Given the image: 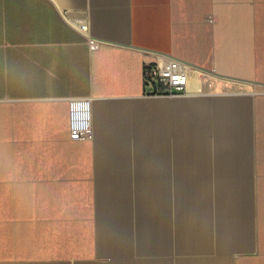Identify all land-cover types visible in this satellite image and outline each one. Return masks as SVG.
<instances>
[{
  "label": "crops",
  "instance_id": "obj_1",
  "mask_svg": "<svg viewBox=\"0 0 264 264\" xmlns=\"http://www.w3.org/2000/svg\"><path fill=\"white\" fill-rule=\"evenodd\" d=\"M166 56L195 66L200 79L206 74L204 70L224 76L226 93L243 99L237 100L240 107L232 115L249 120L248 145L241 146L249 152L162 156L173 162L172 170L169 168L162 178L167 180L169 202L173 193L177 212L176 250L197 254L206 242L210 247L208 215L213 193L217 255L223 259L222 264H264V0H0V264H9L11 256L25 253L27 176L46 178L39 185L49 188L55 177H92V192L100 191L98 183L107 176L119 175L134 185L136 175L97 171L94 160L153 157L98 155L93 152V143L102 140L107 126L117 129L133 118L150 125L166 120L168 126L171 121L176 127L174 119L179 116L175 104L181 101L206 106L205 125L213 130L212 96L201 94L187 99L186 91L182 95L185 99L174 96L169 101L164 96L147 95L152 89L145 84L144 65ZM222 56L224 72L215 67ZM147 101H162L169 108L154 114L138 113L134 106ZM74 102H87L91 131L87 140L73 141L69 137ZM116 112L122 113L120 120L114 116ZM169 141L172 149L175 137ZM27 145L34 146L30 166ZM184 159L206 163L203 170L191 173L182 169ZM85 183L90 185V181ZM135 186L130 189L135 190ZM184 192L209 193L208 215L200 220L189 216L183 220L187 217L184 200L176 194ZM250 201L255 206L254 216L250 215ZM168 213L169 209L163 220L154 223L162 234L151 235L150 250H136L137 228L133 232L115 225L130 231L131 250L104 253L112 257L108 263L67 261L168 264L157 259L169 251ZM11 223L17 232L13 249ZM94 238L92 232L93 248ZM200 239L204 246L198 243ZM123 252L135 255L123 256ZM101 253L94 249L93 255L99 257ZM170 264L217 263L178 259Z\"/></svg>",
  "mask_w": 264,
  "mask_h": 264
},
{
  "label": "bare ground",
  "instance_id": "obj_2",
  "mask_svg": "<svg viewBox=\"0 0 264 264\" xmlns=\"http://www.w3.org/2000/svg\"><path fill=\"white\" fill-rule=\"evenodd\" d=\"M190 66L192 67V71L187 86L189 94L187 99L201 97V80L199 77V71L194 68L195 66ZM204 72L208 75L224 77L213 70H204ZM210 98L214 100L213 107L215 108V123L212 131L205 125L207 121L206 106L195 107L189 105L186 101H181L180 103L178 102L175 104V113L177 114V117H179L174 119V123L176 124V136L172 149L170 148L171 144L169 141L166 120H162L154 125L139 124L133 127L120 126L121 130L125 131L132 137V141L129 142L128 145L107 142V140L104 139L106 135L105 130L103 131L104 135L102 136V140L93 143V152L98 155L125 153L136 154L138 156H153V158L138 157L132 160H118V158L114 159V157L113 159L97 158L94 160V167L97 171L120 172L121 175H124L125 177L129 174H134L136 175L137 183L134 184L136 185V189L133 193V200H130V198L127 197L128 191L126 188L130 185V182H126V179H121L119 175L104 177V180L98 183V186L101 187V189L100 191L95 190L94 193L101 192L103 196L96 206V217L100 224V242H96V247L92 249L93 252L94 249L96 251L99 249V251L103 253H115L118 250H131L133 241L131 240L130 231L128 229H120L116 227L115 223L118 221L129 222L132 218V208L134 204V209L141 217V220H138L137 222L138 227L135 236L136 250H150L151 235L162 234V230L154 226V223L160 222L167 216L169 209V195L165 188L168 184L167 180L163 179L162 176L166 175L168 172L170 162L169 159L163 158L162 156H167L169 154L176 155V153L179 152H198L200 154L211 152L218 154L241 153L243 151L249 152V150H241V146L248 145V117L243 115H240V117L233 116L231 113L232 111L239 110L238 108L240 107L241 102L230 99L229 96H212ZM219 98L222 100H219ZM134 108L140 114H154L157 112H166L169 105L162 101H149L136 104ZM120 115H122L121 112H116L114 114L119 120L121 119ZM117 122L121 123L118 120ZM237 148L240 150H237ZM205 163V161L195 162L184 159L182 162V169L191 173L199 172L204 169L203 166ZM152 176L155 177V179L149 180ZM185 184H189L190 186L197 185L195 182H186ZM108 195H113V197ZM176 197L183 198L185 205L184 214L191 219L200 220L204 215H208L209 193L184 192L180 194L177 193ZM224 209L226 208L221 210L224 211ZM199 232L201 233V231ZM24 233L25 253H21L16 256V258L27 260L38 254L35 252L33 246H26V223L24 225ZM200 240L201 241L198 243L200 246H204V240ZM77 253L79 254L80 252ZM82 254H85V252L82 251ZM9 264L52 263L19 260ZM53 264L69 263L67 260H60L53 262Z\"/></svg>",
  "mask_w": 264,
  "mask_h": 264
},
{
  "label": "rangeland",
  "instance_id": "obj_3",
  "mask_svg": "<svg viewBox=\"0 0 264 264\" xmlns=\"http://www.w3.org/2000/svg\"><path fill=\"white\" fill-rule=\"evenodd\" d=\"M224 52V50H222ZM217 69L224 72V57H219ZM210 69V68H208ZM201 79L204 80V87L201 89V94L204 96H229L230 99L243 100L241 96H230L226 93L224 78L212 76L208 74H201ZM200 79V80H201ZM169 101L174 100V97H165ZM179 98H184L181 96ZM252 99V98H251ZM249 99V101L251 100ZM164 100V99H163ZM164 100V101H168ZM219 100H222L219 98ZM148 102V101H147ZM251 103V101H250ZM264 116V114H262ZM143 120L133 118L131 121H125L122 125H119L117 129L113 128V125L106 127L105 139L107 142H118L121 144L128 145L132 141V137L129 136L125 131L121 130L120 126H135L140 123L144 124ZM150 123V122H149ZM146 124V123H145ZM168 136L170 139L175 137L176 127L171 126V121L167 126ZM263 147V146H262ZM261 147V148H262ZM264 149V147H263ZM34 146L27 145V165H32L30 158L34 156ZM182 154H200L198 152L192 153H176V155ZM153 157V156H152ZM170 169L172 170L173 162L170 161ZM134 178V177H132ZM46 178H39L33 176L26 177V191H25V220L27 225L26 233V246H33L35 252L38 254L35 257L25 259H17L14 256L10 257L11 262L17 261H42L46 263H52L60 260L70 259H87L96 263H108L110 258L109 254L101 253L99 257L93 255V241L92 232L94 233V243L98 241L100 236V224L96 217L97 205L99 199L102 197L101 192L94 193V187L92 185L93 178H67V177H55L53 178V187L40 186V182ZM135 180V178H134ZM85 181H90V185L86 184ZM134 185L128 186L127 197L133 200L134 190L130 188ZM96 190V189H95ZM112 196L113 195H108ZM95 197V199H93ZM98 197V198H97ZM173 193H170L169 202V232H168V245L169 251L167 256H159V260L165 261L170 264L176 260H188V259H200V260H213L217 264H222L223 259L217 254L219 250L217 248V240L215 234V223L216 214L214 209V194H211V211L209 213L211 223V237L210 247L209 242L207 246L199 251L197 254L184 253L176 250L175 247V220H177V212L174 211ZM96 207V208H95ZM135 204L132 208V220L128 225L123 224L121 221L115 223L122 227H129L133 232L137 228V221L141 220L139 213L134 209ZM255 206L250 201V215L254 216ZM95 211V215H94ZM188 220L187 217H183V220ZM93 220V222H92ZM14 220H11L13 222ZM124 222V221H123ZM122 223V225H120ZM118 226V227H119ZM14 228V229H13ZM14 230V231H13ZM10 245L13 249L17 243V232L16 226L13 223L10 225ZM72 240V241H71ZM77 242V243H76ZM75 244V245H74ZM12 251V250H11ZM27 251V248H26ZM82 251L85 254H82ZM77 252H80L79 254ZM123 256L131 255L134 253L123 252ZM126 253V254H125ZM112 255V254H111ZM150 257L149 259H154ZM156 259V258H155ZM34 260V261H32ZM224 264V263H223Z\"/></svg>",
  "mask_w": 264,
  "mask_h": 264
},
{
  "label": "built area",
  "instance_id": "obj_4",
  "mask_svg": "<svg viewBox=\"0 0 264 264\" xmlns=\"http://www.w3.org/2000/svg\"><path fill=\"white\" fill-rule=\"evenodd\" d=\"M192 67L182 60L166 56L144 65L145 84L155 96L174 97L185 95ZM69 137L83 141L91 137L87 102H74L71 106Z\"/></svg>",
  "mask_w": 264,
  "mask_h": 264
},
{
  "label": "trees",
  "instance_id": "obj_5",
  "mask_svg": "<svg viewBox=\"0 0 264 264\" xmlns=\"http://www.w3.org/2000/svg\"><path fill=\"white\" fill-rule=\"evenodd\" d=\"M147 95H152V96H154V95H155V93H154V92H152V91H150V92L148 91V92H147Z\"/></svg>",
  "mask_w": 264,
  "mask_h": 264
}]
</instances>
